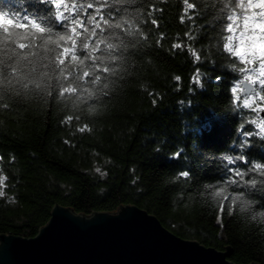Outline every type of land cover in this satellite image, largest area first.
<instances>
[{
  "label": "trees",
  "instance_id": "16d2710c",
  "mask_svg": "<svg viewBox=\"0 0 264 264\" xmlns=\"http://www.w3.org/2000/svg\"><path fill=\"white\" fill-rule=\"evenodd\" d=\"M188 2L195 9L184 0H112L119 9L114 19L127 21L132 34L121 37L126 47L118 75L103 92L89 86L91 100L62 98L56 87L51 95L6 90L0 233L34 236L53 202L84 215L115 211L118 201L144 208L182 238L218 250L228 244L227 259L236 264H264V190L258 184L246 194L250 204L224 202L221 212L211 195L215 188L208 187L220 186L223 158L241 151L238 130L259 131L264 91L244 107L243 78L237 82L228 59L216 51L223 0ZM18 7L14 0L0 5ZM197 68L203 86L193 82ZM85 125L88 130L79 131ZM249 144V158L264 162V138L253 135Z\"/></svg>",
  "mask_w": 264,
  "mask_h": 264
},
{
  "label": "snow or ice",
  "instance_id": "6c2138e0",
  "mask_svg": "<svg viewBox=\"0 0 264 264\" xmlns=\"http://www.w3.org/2000/svg\"><path fill=\"white\" fill-rule=\"evenodd\" d=\"M184 2L188 9H195L194 3ZM14 3L19 5L14 10L0 8V107H9L2 103L8 89L21 95L35 90L48 91L51 95L49 89L56 87L62 98L91 100L89 86L103 92L110 77L118 75L117 67L124 63L126 47L121 37L132 33L127 21L114 19L119 9L112 0H81L71 5L67 0H14ZM220 15L216 51L228 59L232 71L238 74L234 79L238 82L242 77L248 86L241 85L244 96L247 99L259 96L264 91V0H223ZM189 39L195 40V37ZM189 51L194 62L201 60L194 47L189 46ZM202 75L197 68L193 82L203 86ZM175 79L179 81L180 77ZM216 80L221 81L222 77L217 76ZM235 91L233 84L230 92ZM247 99L244 107H251ZM67 119L70 121L72 117ZM257 127L258 132L238 130L241 151L223 158L226 164L220 186H208L215 188L211 195L220 203L221 212L224 202L250 204L246 194L258 184L264 190V162L252 161L247 152L253 135L264 138V122ZM86 130L87 125L79 129ZM182 151L174 153V158ZM180 176L189 179L190 172L183 171ZM6 180L0 174V187L5 186ZM3 195L0 190V196Z\"/></svg>",
  "mask_w": 264,
  "mask_h": 264
},
{
  "label": "water",
  "instance_id": "95a60500",
  "mask_svg": "<svg viewBox=\"0 0 264 264\" xmlns=\"http://www.w3.org/2000/svg\"><path fill=\"white\" fill-rule=\"evenodd\" d=\"M259 115L264 122V104ZM115 209L83 215L53 202L34 236L0 233V264H236L228 244L218 250L177 236L134 204Z\"/></svg>",
  "mask_w": 264,
  "mask_h": 264
},
{
  "label": "rangeland",
  "instance_id": "374dc122",
  "mask_svg": "<svg viewBox=\"0 0 264 264\" xmlns=\"http://www.w3.org/2000/svg\"><path fill=\"white\" fill-rule=\"evenodd\" d=\"M254 98H255V97L253 96L252 98L247 99V98L244 96V100L247 99L248 104H249V102H250L251 100H254Z\"/></svg>",
  "mask_w": 264,
  "mask_h": 264
}]
</instances>
